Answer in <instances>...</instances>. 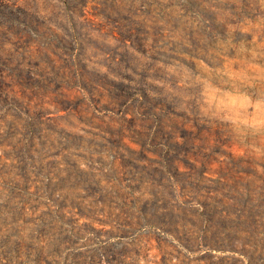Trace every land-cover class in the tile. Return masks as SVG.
<instances>
[{
  "label": "rangeland",
  "instance_id": "374dc122",
  "mask_svg": "<svg viewBox=\"0 0 264 264\" xmlns=\"http://www.w3.org/2000/svg\"><path fill=\"white\" fill-rule=\"evenodd\" d=\"M0 264H264V0H0Z\"/></svg>",
  "mask_w": 264,
  "mask_h": 264
}]
</instances>
